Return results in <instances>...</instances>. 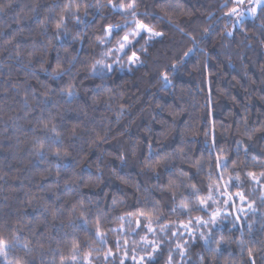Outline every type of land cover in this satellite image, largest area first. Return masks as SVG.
Here are the masks:
<instances>
[{"label": "trees", "instance_id": "16d2710c", "mask_svg": "<svg viewBox=\"0 0 264 264\" xmlns=\"http://www.w3.org/2000/svg\"><path fill=\"white\" fill-rule=\"evenodd\" d=\"M65 2L0 0L8 264H146L145 236L159 245L148 264H169L170 255L172 264H264V6L229 35L236 0H135L136 19L161 35L142 33L121 54L133 17L97 9L108 0H83V23L58 33ZM108 25L119 34L109 38ZM210 188L207 212L172 211Z\"/></svg>", "mask_w": 264, "mask_h": 264}, {"label": "snow or ice", "instance_id": "6c2138e0", "mask_svg": "<svg viewBox=\"0 0 264 264\" xmlns=\"http://www.w3.org/2000/svg\"><path fill=\"white\" fill-rule=\"evenodd\" d=\"M236 3L239 5L244 4V0H236ZM257 4H264V0H257ZM84 7L85 11H84V15L87 16L88 15V7H90L87 4L83 3V0H66V2L63 4L62 6V10L59 13V19L55 21V27L57 29V32H61V31H67L68 28V22L74 21L76 24H82L83 20L81 19L80 16V9L81 7ZM110 7L111 10L114 13H122L125 16H131L133 17V24L134 27L136 29V31L130 33L129 35H124L122 40L119 42V48L118 51L121 54H126V50L129 49L130 46H134L135 43L138 42V38H142V33H147L149 35V38L152 37H158L161 35V33L158 32H154L151 28L147 27L145 24H143L142 22H140L137 18L138 14L136 12V3L135 0H131V3H129L127 6H125L124 4H117L114 2V0H108V4L104 5V4H97L96 7L97 9L99 8H103V7ZM3 10V7L0 6V11ZM253 12H255V8L251 9ZM231 14H239L237 13V8L233 7L231 9V12L229 13V15ZM120 26H116L115 28L112 25H108L105 29L106 34L109 38L113 37V34H119L118 29ZM126 27V26H125ZM229 35H231V33H229ZM131 37V38H130ZM146 51V49H144ZM107 52L104 53L105 56H107ZM19 55V54H18ZM133 56H135V53H133ZM118 62V61H117ZM131 62H135L134 60ZM98 65L99 64H103V60H98L96 62ZM108 69L111 70V65H107ZM44 70V69H42ZM93 72H95V65L93 66ZM53 72L56 73V75H62L64 70L61 69V66L58 64L57 67L55 69H53ZM164 79L167 80L168 77L165 75ZM68 95L71 96L72 93L71 91L68 92ZM47 126V125H46ZM51 132L53 134H55L56 136L59 135L58 131H57V127L55 124H52L51 126ZM57 155H59V153H56ZM121 159L123 160V156H121ZM159 163V162H156ZM235 163V162H233ZM147 167L151 168L153 167V162H148ZM226 163L224 165H221L219 163V161L217 162V167H225L226 168ZM182 175H186V173H182ZM248 176L250 178H252L254 181L256 180V177L253 173H248ZM237 179H239V177L237 176ZM259 182V181H257ZM177 187L176 184L170 182L169 183V188L173 190V199L175 200V188ZM193 189H195V186H193ZM213 190L210 188L207 197H201L199 192L197 191H193L192 195L197 197L199 199V203L193 205L192 204V200L190 197H182L179 204L174 207L172 209L173 212L177 211V209H179L182 212L185 213H191V211L195 210H201L204 212L208 211V208L210 207V205H208L207 201L208 200H212L213 199V195H212ZM240 200H244V196L240 195L239 196ZM81 215H84V212H81ZM141 215H144V213H141ZM216 216H217V212L214 211L211 215V219L209 222H211L213 225L217 222L216 221ZM205 221L203 219H197L196 220V224L200 225L201 227L205 226ZM192 225V221L190 220L188 224H183L181 225L182 228L184 229H190ZM136 226L137 228L141 227V221L137 220L136 221ZM144 227H146L148 229L149 232H153V228L151 227V223H147L143 225ZM97 236H100V225H99V221H97V231H96ZM173 235H175V233H173ZM201 237H204V233H201ZM143 242L145 245H151V249L149 250L147 247L145 248V253L147 255V262L146 264H148V262L152 261L155 259L154 253H156L157 251H159V245L157 244V242L155 240H150L148 239L147 236L143 237ZM101 243H103L104 241L101 239L100 241ZM205 242L207 243V239L205 238ZM219 242H217L218 244ZM10 245L9 243L3 238L0 237V258H2L3 260V264H8V257H9V251H10ZM25 247H27V245H25ZM77 247L76 244L73 245V260L76 259V254H75V248ZM176 247L178 249H180V255L184 256V254L187 252V247L181 244H177ZM249 254L251 255V249H249ZM63 260V257L61 258ZM142 261L144 260V257L141 256L140 258ZM201 259H203V257H201ZM17 264H19V262H17ZM121 264H123V261H121ZM169 264H172V258L171 255L169 256Z\"/></svg>", "mask_w": 264, "mask_h": 264}, {"label": "rangeland", "instance_id": "374dc122", "mask_svg": "<svg viewBox=\"0 0 264 264\" xmlns=\"http://www.w3.org/2000/svg\"><path fill=\"white\" fill-rule=\"evenodd\" d=\"M264 4H257V0H244V4L239 5L237 4V13L239 14H231V16L229 17L228 21L231 24V29L229 31V33H232L237 27H239V25L241 24V22H243L246 19H250L255 17L256 13L258 12V10L263 7ZM255 8V12H253L251 9ZM214 195L217 198H220L221 196H224L223 194H221L219 192V190L214 191ZM228 197V195L226 196ZM230 199V196L228 197ZM244 200H240L239 199V206L236 208V212L239 214H243L245 212V208H244ZM220 212H217V216H216V221L219 217ZM125 259V257H124ZM141 262V259L139 260V263Z\"/></svg>", "mask_w": 264, "mask_h": 264}]
</instances>
